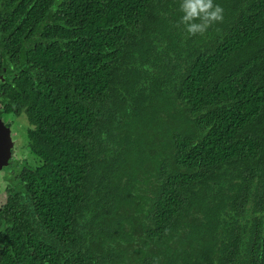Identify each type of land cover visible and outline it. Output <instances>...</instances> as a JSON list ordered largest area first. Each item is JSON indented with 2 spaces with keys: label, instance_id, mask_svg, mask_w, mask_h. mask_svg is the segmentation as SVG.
<instances>
[{
  "label": "trees",
  "instance_id": "16d2710c",
  "mask_svg": "<svg viewBox=\"0 0 264 264\" xmlns=\"http://www.w3.org/2000/svg\"><path fill=\"white\" fill-rule=\"evenodd\" d=\"M181 2L0 0V54L23 67L9 110L38 159L0 210L12 264H264V0H214L222 22L183 41ZM176 31L158 117L135 58ZM131 110L159 130L128 167Z\"/></svg>",
  "mask_w": 264,
  "mask_h": 264
},
{
  "label": "rangeland",
  "instance_id": "374dc122",
  "mask_svg": "<svg viewBox=\"0 0 264 264\" xmlns=\"http://www.w3.org/2000/svg\"><path fill=\"white\" fill-rule=\"evenodd\" d=\"M179 29L180 28L177 29L178 32H179ZM177 31L175 33V38H172L171 40L169 39L160 40L157 36H153L149 39L151 46L153 48L148 49L146 63L139 60L138 57H137V60L135 58L134 68L136 69V71H142L141 77H146L148 79V80H145L146 81L145 94H147V97H149L151 103H153V101L158 103V106L156 108L152 106L153 110L155 109L157 111L156 113L158 117H160L159 110H158L160 106L164 110L166 108H167L166 110H169L170 108L169 103L171 102V97L168 96L167 92L156 95L155 92L149 90V85L152 84L153 81H156V82H159L160 85H158V87L160 88L164 87L165 89H167L169 87L168 85L169 78L166 81L164 80L162 81V79L166 77L167 75V73L164 74V72H165V68L168 65L169 57H171L172 60L175 59L176 57L175 55L177 54V52L184 48L182 47L179 40L177 39V35H176L178 33ZM180 35H181L182 41L183 39L191 38V36L186 33L183 35L180 33ZM176 59H178V57H176ZM132 64L133 62H131L129 66H131ZM143 64H147L146 65L147 67L143 66ZM168 69H170V67H168L167 70ZM142 101H143V105L141 106V108L145 109L146 105L150 106V104L145 103V100H142ZM164 104H168V106H164ZM114 115L112 114V116ZM132 116H135V113H133V111L128 112L126 116H122L121 118L122 127L117 133H115L117 137V139H115L117 140L115 145L118 146V149L116 151H118L119 158H120L118 161L124 162L126 166L128 167L131 166L133 162V158L137 157L138 153L140 152V148H138V146L135 145L136 144L135 139L137 140V138L143 136V133H144L143 129H147V131H149L151 135L156 134V132L159 130V125H156L154 127H152L153 123L145 125L144 119H142L140 115L134 118H132ZM7 117H8V120L11 122L13 120L14 121L17 120L14 126L13 135L17 143L18 157L20 159H24L27 157V159H30V163L32 164L33 163L32 160H36V159L34 157H33L34 159H31L28 157V151L25 149V144L23 142V137H24L23 134H26V130L28 129V127H30L25 114L23 113L21 116L16 117L14 119L10 118V116H7ZM11 117H14V116H11ZM161 117L167 120V117L165 116H161ZM115 135H114V138H115ZM131 137H134V140H132V141H135L133 143L134 145L132 144V141H129V139H133ZM141 146H144V145H141ZM109 149L111 150L110 153H112L113 148L110 147ZM109 155L110 154H108V156ZM109 157L111 158L112 156H109ZM2 199H3V195H2V192L0 191V204L2 202Z\"/></svg>",
  "mask_w": 264,
  "mask_h": 264
},
{
  "label": "flooded vegetation",
  "instance_id": "af4514ba",
  "mask_svg": "<svg viewBox=\"0 0 264 264\" xmlns=\"http://www.w3.org/2000/svg\"><path fill=\"white\" fill-rule=\"evenodd\" d=\"M23 70V67H20L16 64L14 56L9 53L4 56L0 54V120L3 122V125L6 129H9V157L6 161V165L0 167V174L3 175V179L7 181V186L3 189H0L3 195L2 202L0 204V210L11 200L15 199L16 194L20 192L21 181L24 179L20 178V172L26 167H36L38 159L32 153L29 148V141L27 139V130L26 134H23V142L25 144V149L28 151V157L32 160L33 163H30V159L24 158L20 159L17 153V143L13 135L14 126L17 120L12 122L8 120L7 116L10 118H16L21 116L23 113L16 115L13 111L9 110L10 102V90L15 87V79L20 76V72ZM14 116V117H11ZM8 133H6V136ZM4 142V141H2ZM7 145V142L4 143ZM34 157V158H33ZM11 199V200H9ZM15 203L13 202L11 207ZM6 215H0V264H12L9 254L14 255V249L11 247L8 240V231L12 229L11 221H6ZM26 244H28L26 242Z\"/></svg>",
  "mask_w": 264,
  "mask_h": 264
},
{
  "label": "clouds",
  "instance_id": "9594fccd",
  "mask_svg": "<svg viewBox=\"0 0 264 264\" xmlns=\"http://www.w3.org/2000/svg\"><path fill=\"white\" fill-rule=\"evenodd\" d=\"M180 11L183 13L180 22L190 36H195L203 35L211 25L222 22L224 10L214 4V0H182ZM6 186L7 181L0 174V189Z\"/></svg>",
  "mask_w": 264,
  "mask_h": 264
},
{
  "label": "water",
  "instance_id": "95a60500",
  "mask_svg": "<svg viewBox=\"0 0 264 264\" xmlns=\"http://www.w3.org/2000/svg\"><path fill=\"white\" fill-rule=\"evenodd\" d=\"M6 133H8L7 136ZM5 142H7V145L4 144ZM9 146V129H6L3 125V122L0 120V167L6 165V161L10 155Z\"/></svg>",
  "mask_w": 264,
  "mask_h": 264
}]
</instances>
